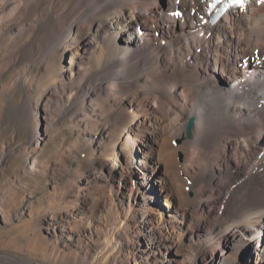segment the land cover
I'll list each match as a JSON object with an SVG mask.
<instances>
[{
	"label": "rangeland",
	"instance_id": "rangeland-1",
	"mask_svg": "<svg viewBox=\"0 0 264 264\" xmlns=\"http://www.w3.org/2000/svg\"><path fill=\"white\" fill-rule=\"evenodd\" d=\"M10 32L0 36V264H187L204 217L186 168L189 120L180 136L139 101L111 113L102 97L83 104L77 45L16 57ZM129 40L118 34L114 48Z\"/></svg>",
	"mask_w": 264,
	"mask_h": 264
},
{
	"label": "bare ground",
	"instance_id": "bare-ground-1",
	"mask_svg": "<svg viewBox=\"0 0 264 264\" xmlns=\"http://www.w3.org/2000/svg\"><path fill=\"white\" fill-rule=\"evenodd\" d=\"M206 12V0H0V36L11 27L5 43L16 57L77 45L83 104L102 97L111 113L139 101L180 136L193 118L186 168L204 217L191 230L199 243L187 264H243L250 253L264 264V72L245 62L264 47V1L215 24ZM123 33L129 43L114 48ZM220 78L227 86H214ZM108 164L113 174L117 164Z\"/></svg>",
	"mask_w": 264,
	"mask_h": 264
},
{
	"label": "water",
	"instance_id": "water-1",
	"mask_svg": "<svg viewBox=\"0 0 264 264\" xmlns=\"http://www.w3.org/2000/svg\"><path fill=\"white\" fill-rule=\"evenodd\" d=\"M193 123H194L193 118L189 119L187 123V133L189 136L191 135V129H192Z\"/></svg>",
	"mask_w": 264,
	"mask_h": 264
}]
</instances>
